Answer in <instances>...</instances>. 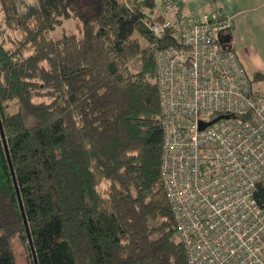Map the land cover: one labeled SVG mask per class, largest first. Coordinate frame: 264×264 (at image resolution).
Listing matches in <instances>:
<instances>
[{"label": "trees", "instance_id": "obj_1", "mask_svg": "<svg viewBox=\"0 0 264 264\" xmlns=\"http://www.w3.org/2000/svg\"><path fill=\"white\" fill-rule=\"evenodd\" d=\"M159 1L36 0L17 17L0 0L22 34L0 39V264L15 235L32 260L26 228L37 264H187L160 178L153 51L174 42L144 19ZM61 18L79 34L52 39Z\"/></svg>", "mask_w": 264, "mask_h": 264}, {"label": "built area", "instance_id": "obj_2", "mask_svg": "<svg viewBox=\"0 0 264 264\" xmlns=\"http://www.w3.org/2000/svg\"><path fill=\"white\" fill-rule=\"evenodd\" d=\"M145 21L173 45L153 51L160 178L187 264H264V94L229 43L232 17L160 0ZM216 120L203 128L200 122Z\"/></svg>", "mask_w": 264, "mask_h": 264}, {"label": "crops", "instance_id": "obj_3", "mask_svg": "<svg viewBox=\"0 0 264 264\" xmlns=\"http://www.w3.org/2000/svg\"><path fill=\"white\" fill-rule=\"evenodd\" d=\"M184 12L220 7L232 17L230 48L253 75L264 73V0H175ZM256 82L264 83L263 80ZM253 81V83H256Z\"/></svg>", "mask_w": 264, "mask_h": 264}, {"label": "rangeland", "instance_id": "obj_4", "mask_svg": "<svg viewBox=\"0 0 264 264\" xmlns=\"http://www.w3.org/2000/svg\"><path fill=\"white\" fill-rule=\"evenodd\" d=\"M15 6V15L19 17L20 14H23L30 6L36 4V0H13ZM160 2V1H159ZM158 2V3H159ZM149 10V9H148ZM147 10V11H148ZM15 16V17H16ZM79 22L75 18H61L59 25L55 26L50 31V36L52 39L60 38L62 35L70 34H79ZM21 32L16 27H7L2 21V14L0 12V39L3 38V41L6 46H10V41L16 40L21 37ZM134 36L137 37L141 45H145L146 42L138 34L134 32ZM253 77V76H252ZM253 87L264 94V83L256 82L253 84ZM106 182L102 181L99 185L100 189L103 190L106 187ZM13 253L15 257L16 264H32L31 257L28 253V249L25 244L21 241L18 235H15L12 238Z\"/></svg>", "mask_w": 264, "mask_h": 264}, {"label": "water", "instance_id": "obj_5", "mask_svg": "<svg viewBox=\"0 0 264 264\" xmlns=\"http://www.w3.org/2000/svg\"><path fill=\"white\" fill-rule=\"evenodd\" d=\"M229 41H230V33L229 32L226 33L224 36L220 37V42H222V43L223 42L229 43ZM215 120H216V118H214V119H212V120H210L208 122H200L199 123V128H203L204 126L214 122ZM1 135H2V132H1ZM26 233H27L28 243H29V246H30V249H31V256H32L33 263L37 264L36 260H35L34 252H33V249H32V245H31V237L29 235V232H28L27 228H26Z\"/></svg>", "mask_w": 264, "mask_h": 264}]
</instances>
